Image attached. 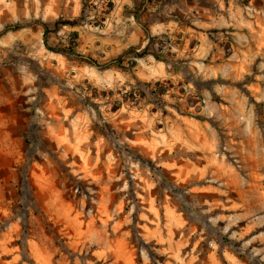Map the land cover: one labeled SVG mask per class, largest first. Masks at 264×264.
Returning a JSON list of instances; mask_svg holds the SVG:
<instances>
[{"label": "rangeland", "instance_id": "1", "mask_svg": "<svg viewBox=\"0 0 264 264\" xmlns=\"http://www.w3.org/2000/svg\"><path fill=\"white\" fill-rule=\"evenodd\" d=\"M0 264H264V0L0 3Z\"/></svg>", "mask_w": 264, "mask_h": 264}, {"label": "clouds", "instance_id": "2", "mask_svg": "<svg viewBox=\"0 0 264 264\" xmlns=\"http://www.w3.org/2000/svg\"><path fill=\"white\" fill-rule=\"evenodd\" d=\"M5 0H0V3H4ZM30 91H36V89H31ZM35 97H33L34 99ZM25 111H27V109H25ZM35 135L37 136V139L35 140V150H34V156L35 157H43L44 159H47V145L41 143L40 139H39V133L38 130L35 132ZM30 159L32 158V156L30 155L29 157Z\"/></svg>", "mask_w": 264, "mask_h": 264}, {"label": "trees", "instance_id": "3", "mask_svg": "<svg viewBox=\"0 0 264 264\" xmlns=\"http://www.w3.org/2000/svg\"><path fill=\"white\" fill-rule=\"evenodd\" d=\"M79 20H80V19H75V20H65V21H63L62 24L65 25V26H71V27H73V26H77V25L79 24ZM47 32H48L47 29H45V35H46ZM153 56H154L157 60H160L159 57H158V55H153ZM133 93H134V95H131V96H132L133 100H135V101H138L139 98L142 96L141 94H143V93H141L140 90H138L137 92H136V91H133ZM161 94H164V93H161ZM87 102H90L89 99H88Z\"/></svg>", "mask_w": 264, "mask_h": 264}]
</instances>
